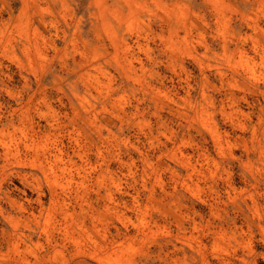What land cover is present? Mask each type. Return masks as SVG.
Listing matches in <instances>:
<instances>
[{"label": "rangeland", "instance_id": "374dc122", "mask_svg": "<svg viewBox=\"0 0 264 264\" xmlns=\"http://www.w3.org/2000/svg\"><path fill=\"white\" fill-rule=\"evenodd\" d=\"M0 264H264V0H0Z\"/></svg>", "mask_w": 264, "mask_h": 264}]
</instances>
